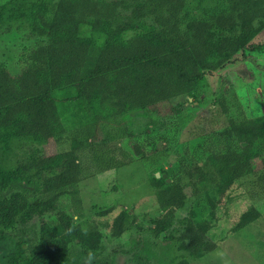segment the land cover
Listing matches in <instances>:
<instances>
[{
    "label": "trees",
    "instance_id": "16d2710c",
    "mask_svg": "<svg viewBox=\"0 0 264 264\" xmlns=\"http://www.w3.org/2000/svg\"><path fill=\"white\" fill-rule=\"evenodd\" d=\"M225 3L200 17L185 9L187 0H0V26L45 38L28 53L32 64L17 74L0 63V227L9 228L17 221L21 239L29 230L24 226L28 218L48 208L59 190L73 188L81 174L74 150L33 154L11 162L14 144H42L60 136L66 131L61 114L68 109L83 124L85 118L98 121L130 109H152L178 97L195 100L207 75L234 64L245 51L257 50L259 46L249 43L252 35L247 34L256 20L264 19V0ZM148 18L152 25L128 34ZM220 104L227 115V105ZM219 134L239 146L254 138V149L264 166V114L258 119L227 116ZM254 172L244 149L228 148L210 153L166 186L157 185L153 200L159 213H152L151 235L166 234L172 226L176 210L185 201L186 187L194 195L214 186L225 192L234 180ZM13 185L23 188L4 195ZM71 200L80 210L75 189ZM129 215L121 211L113 217L108 228L112 237L130 226ZM253 219V215H242L236 228ZM59 221L62 236L49 222H41L39 242L28 264H94L93 255L101 249L97 232L87 236L88 231L71 226L68 217ZM176 222L183 226V248L212 247L204 243L205 224H195L191 217ZM70 239L78 244L71 253L67 249ZM138 240L144 241H130V260L142 264Z\"/></svg>",
    "mask_w": 264,
    "mask_h": 264
},
{
    "label": "rangeland",
    "instance_id": "374dc122",
    "mask_svg": "<svg viewBox=\"0 0 264 264\" xmlns=\"http://www.w3.org/2000/svg\"><path fill=\"white\" fill-rule=\"evenodd\" d=\"M225 6V0H187L185 9L205 17ZM140 23L128 34L153 24L149 18ZM235 32L239 35L240 28L236 27ZM249 35V43L259 48L245 51L234 64L207 75L195 100L190 96L178 97L152 109H130L98 121L85 118L83 124L68 109L61 114L66 131L60 136L42 144L26 142L12 146L11 162L33 154L57 155L74 150L81 167L80 179L73 188L59 190L48 208L33 213L25 222L24 226L29 228L23 234L28 243L26 262L39 242L41 222H49V227L62 236L59 219L68 217L69 224L87 230V236L97 232L101 249L93 255L97 259L94 264H135L130 260V241L134 238L144 239L138 240L142 264H264V177L259 176L264 173V166L254 149V138L239 146L219 134L227 116L258 119L264 114V19L253 23ZM44 39L0 26V63L11 74H17L32 64L27 55ZM222 102L227 105V115L222 111ZM228 148L244 149L255 172L234 180L225 192L214 186L194 195L186 187L185 201L176 210L172 226L166 234L153 237L150 229L152 213L157 212L153 200L157 185L166 186L202 163L210 153ZM163 173L170 181L161 176ZM22 188L13 185L4 195ZM72 189L78 192L80 210L72 205ZM121 211L130 214L131 224L119 237H112L109 225ZM242 215H253L254 219L237 229ZM187 217L195 224L207 226L204 243L211 244L210 249L189 251L181 246L183 226L176 221ZM20 229L16 221L6 232L16 236ZM67 249H71L70 253L78 249L77 240L70 239Z\"/></svg>",
    "mask_w": 264,
    "mask_h": 264
},
{
    "label": "flooded vegetation",
    "instance_id": "af4514ba",
    "mask_svg": "<svg viewBox=\"0 0 264 264\" xmlns=\"http://www.w3.org/2000/svg\"><path fill=\"white\" fill-rule=\"evenodd\" d=\"M6 227L0 229V264H28L26 262L27 242L24 239V233L13 236L6 232ZM19 242L23 247H18ZM13 255V256H12Z\"/></svg>",
    "mask_w": 264,
    "mask_h": 264
},
{
    "label": "water",
    "instance_id": "95a60500",
    "mask_svg": "<svg viewBox=\"0 0 264 264\" xmlns=\"http://www.w3.org/2000/svg\"><path fill=\"white\" fill-rule=\"evenodd\" d=\"M159 173H156V176H159ZM162 177L166 178L167 181H170V179L167 177L165 173L161 174Z\"/></svg>",
    "mask_w": 264,
    "mask_h": 264
},
{
    "label": "clouds",
    "instance_id": "9594fccd",
    "mask_svg": "<svg viewBox=\"0 0 264 264\" xmlns=\"http://www.w3.org/2000/svg\"><path fill=\"white\" fill-rule=\"evenodd\" d=\"M90 259V258H89Z\"/></svg>",
    "mask_w": 264,
    "mask_h": 264
}]
</instances>
